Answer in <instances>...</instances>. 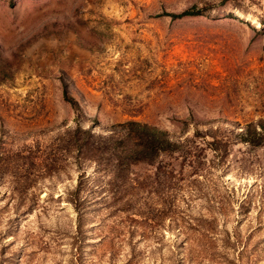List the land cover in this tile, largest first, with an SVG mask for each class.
I'll return each mask as SVG.
<instances>
[{"label": "rangeland", "instance_id": "1", "mask_svg": "<svg viewBox=\"0 0 264 264\" xmlns=\"http://www.w3.org/2000/svg\"><path fill=\"white\" fill-rule=\"evenodd\" d=\"M220 1L0 0V264H264V144L230 124L264 116V0ZM126 120L182 147L118 168Z\"/></svg>", "mask_w": 264, "mask_h": 264}, {"label": "trees", "instance_id": "2", "mask_svg": "<svg viewBox=\"0 0 264 264\" xmlns=\"http://www.w3.org/2000/svg\"><path fill=\"white\" fill-rule=\"evenodd\" d=\"M230 0H221V5H226ZM204 9H199L196 6L190 7L179 13H169L172 18H183L188 16H197L203 14ZM64 100L67 101L72 107H76V100L70 96L66 89L63 91ZM232 130L236 131V140L249 144L251 146H261L264 144V116L256 120H251L244 124L238 121H230ZM127 139V143L123 145L120 151H115L110 154L114 155L117 162V167H125L131 164L147 163L154 164L161 154H168L180 149L182 143L174 140L171 134L165 130L160 129L148 123L126 120L116 124ZM217 129V128H216ZM216 132V131H215ZM214 132L212 140H204L206 145L214 151L217 157L221 156V150L224 148L223 141L218 138L219 136ZM196 135L199 131L196 129ZM89 129H82L80 124L77 123L73 130V141L78 149H90L95 152L102 149L110 148L108 142L104 146H96V142H90L89 137H93ZM122 143V142H121ZM93 147V149H91ZM112 146V151H113ZM184 149V148H183ZM188 151V149H186ZM180 157H186L187 153L181 152ZM156 174H162L165 177L172 176V171H167L166 167L158 162L155 166ZM82 176V174L80 175Z\"/></svg>", "mask_w": 264, "mask_h": 264}]
</instances>
